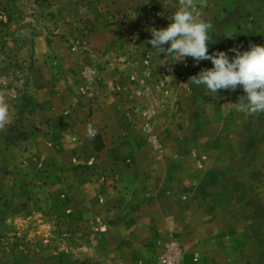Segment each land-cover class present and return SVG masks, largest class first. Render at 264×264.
<instances>
[{
	"label": "crops",
	"instance_id": "0c3cea01",
	"mask_svg": "<svg viewBox=\"0 0 264 264\" xmlns=\"http://www.w3.org/2000/svg\"><path fill=\"white\" fill-rule=\"evenodd\" d=\"M45 1L62 35L33 38L30 111L16 136L9 134L13 142L0 139V243L4 237L14 242L0 245V264H118L121 258L157 264V254L170 243L180 250L178 264L232 263L238 240L217 239V209L203 207L194 192L193 185L212 179L207 167L196 175L190 161L171 159L168 135H159L168 124L143 126L127 117L115 90L129 79L130 63L122 56L132 51L130 22L140 21L129 14L146 0ZM206 6L217 9V24L229 17L225 8L261 9L249 18L256 25L264 21V0H212ZM254 29L252 38L262 39L264 29ZM70 38L85 49L70 46ZM141 50L133 48L138 55ZM127 126L145 142L124 143ZM90 223L101 234L78 243L72 253L49 246L35 255L22 245L76 233Z\"/></svg>",
	"mask_w": 264,
	"mask_h": 264
},
{
	"label": "rangeland",
	"instance_id": "374dc122",
	"mask_svg": "<svg viewBox=\"0 0 264 264\" xmlns=\"http://www.w3.org/2000/svg\"><path fill=\"white\" fill-rule=\"evenodd\" d=\"M207 1L212 2L192 0V5L200 18L212 24L210 53L214 50L227 52L233 47L246 50L252 44H264V36L262 39L251 36V32L256 31L255 26L264 29V21L256 25L249 18L256 10L261 14V9L243 7L235 11V8H225L224 13L230 11L228 16L232 17H227L225 23L217 24L220 14L217 9L204 7ZM179 6L180 0H146L137 5L138 9L132 10L130 19L139 17L140 21L130 22L128 32L132 38L127 48L131 47L132 51L122 56L125 63H130L129 79L125 88L115 90L124 98L127 117L138 118L143 126L168 124L170 128L167 132L161 130L159 135H168L171 159L190 161L191 165H196V168H190L196 175L207 167L206 171L212 179L193 185L196 187L194 192L203 207L207 204L217 209V239L222 241L229 237L238 240L236 249H232L236 258L229 263L264 264V112L246 114L236 110L235 102L244 95L240 86L234 91L218 90L215 94L205 91L203 86L192 84L189 78L196 75L194 68L197 65L210 68V60L195 63L188 57L185 61L172 62L174 57L158 54L151 48L147 43L150 39L147 29L166 27L170 23V14ZM49 7L45 0H0V94H3L0 99L10 111L9 122L0 128V139L7 144L13 142L9 134L16 136L23 116L30 111L29 99L34 97V92L28 90L34 62L33 38L39 34L46 37L62 35L63 26L49 16ZM7 15L12 18L8 19ZM68 32L74 34L73 30ZM68 41L72 47L85 49V45L78 44L76 38ZM133 48L142 49L143 54H135L138 51H133ZM232 55L229 52V56ZM138 60L139 66L134 68L132 64L136 65ZM84 74L89 75L86 71ZM185 84L189 85L186 87ZM131 128L126 127L128 139L124 143L145 142L137 138L138 134ZM223 209L229 211L226 216L221 215ZM95 225L90 223L89 227L76 233H55L50 239L35 237L22 242V245L35 255L49 246L61 249L64 254L72 253L78 243L83 244L86 238L101 234L102 230ZM3 241L5 244L0 245L14 243L9 237H4ZM110 253L113 254L111 250ZM159 253L157 264H160L162 252ZM150 254L153 261L155 254L152 250ZM99 255L101 252L97 250L94 257L100 261ZM136 258L139 260L140 257ZM110 259L112 261L113 256ZM121 259L125 264H141L136 259L134 262ZM146 261L143 264L152 263Z\"/></svg>",
	"mask_w": 264,
	"mask_h": 264
},
{
	"label": "clouds",
	"instance_id": "9594fccd",
	"mask_svg": "<svg viewBox=\"0 0 264 264\" xmlns=\"http://www.w3.org/2000/svg\"><path fill=\"white\" fill-rule=\"evenodd\" d=\"M170 23L163 28L149 27L147 41L158 54L174 57L172 62L191 57L195 63L210 60L212 67L202 68L189 78L192 84L217 94L218 90H235L240 86L244 95L235 102L242 113L264 112V44H252L246 50L239 47L208 51L213 41L212 24L200 18L192 0H180V6L169 16ZM167 45V47H165ZM229 52L233 53L231 57ZM3 95V94H0ZM10 119L8 105L0 99V128ZM91 137L94 132L89 129Z\"/></svg>",
	"mask_w": 264,
	"mask_h": 264
},
{
	"label": "built area",
	"instance_id": "2783aa9c",
	"mask_svg": "<svg viewBox=\"0 0 264 264\" xmlns=\"http://www.w3.org/2000/svg\"><path fill=\"white\" fill-rule=\"evenodd\" d=\"M180 257V250L178 246L173 243L165 245L162 254L159 258L160 264H178Z\"/></svg>",
	"mask_w": 264,
	"mask_h": 264
},
{
	"label": "trees",
	"instance_id": "16d2710c",
	"mask_svg": "<svg viewBox=\"0 0 264 264\" xmlns=\"http://www.w3.org/2000/svg\"><path fill=\"white\" fill-rule=\"evenodd\" d=\"M47 4L49 5V3H47ZM7 18H8V19H11L12 16H11V15H7Z\"/></svg>",
	"mask_w": 264,
	"mask_h": 264
}]
</instances>
